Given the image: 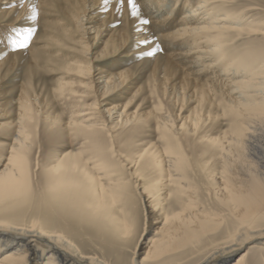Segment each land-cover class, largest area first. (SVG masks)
Segmentation results:
<instances>
[{
	"label": "bare ground",
	"instance_id": "obj_1",
	"mask_svg": "<svg viewBox=\"0 0 264 264\" xmlns=\"http://www.w3.org/2000/svg\"><path fill=\"white\" fill-rule=\"evenodd\" d=\"M47 1L0 0L6 8L0 9L6 19L0 21V55L24 36L18 29L28 15L48 11ZM77 1L64 15L84 35L100 34L112 15L124 19L122 32L112 33L106 42L117 56L136 55L125 52L131 43L145 50L162 45L152 57L153 74L160 79L156 87L159 95L173 100L179 114L175 119L165 114L156 95L153 117L161 144L132 145L134 154L126 157L112 146L111 153L105 151L98 141L104 124L71 122L91 135L89 143L78 154L62 153L54 166L33 174L27 136L44 106L22 87L11 109L19 132L9 155L0 153V264H105L83 246L113 249L138 228L140 206L135 198L131 201L133 190H126L122 172L128 163L136 169L138 183L143 180L140 198L149 229L160 237L152 238L143 251L135 250V264L138 258L141 264L163 262L171 254L179 263L189 247L204 239L213 241L202 250L213 249L202 260L189 258L190 264H244V257H231L250 243L264 247V0L255 7L199 0L180 9L179 21L177 1L170 10L167 0H134L135 7L130 0ZM166 24H175L170 34L164 33ZM47 29L51 33V21ZM48 37L52 43V33ZM90 39L82 45L91 46ZM239 40L243 44L236 45ZM149 42L154 45L146 46ZM75 62L66 70L92 80L94 85L82 84L87 91L98 95L124 90V71L99 69L92 74V64ZM3 63L0 59V69ZM3 81L0 77V88ZM95 104L86 115L93 116ZM0 105V118L11 114L7 103ZM125 110L126 105L106 109L111 125L105 128L129 123L133 116ZM115 157L125 161L117 165ZM140 238L138 234L136 249Z\"/></svg>",
	"mask_w": 264,
	"mask_h": 264
},
{
	"label": "rangeland",
	"instance_id": "obj_2",
	"mask_svg": "<svg viewBox=\"0 0 264 264\" xmlns=\"http://www.w3.org/2000/svg\"><path fill=\"white\" fill-rule=\"evenodd\" d=\"M90 1L95 2V0ZM167 1L168 10L175 7L176 1L179 2L178 9H174L175 14L177 11L176 20L178 21L182 17L179 12L183 6L187 4L198 5L199 3V0ZM228 1L233 2L232 4L240 2L246 6H251L252 4L256 5L257 2L259 4L262 0ZM47 2L50 3V7L46 6L45 10L50 11V14L47 11L42 15H28L18 29L19 33L24 34V36L19 35L21 40H17V44H12L6 54L0 55V59L4 60L3 67L0 69V77L4 80L3 86L0 88V98H2L0 99V103H7V112L11 111L10 115L0 118V122L4 123L0 127V153L5 152L7 156L9 155L7 152L9 145L12 143L14 135L19 132L20 124L17 120V114L12 113L11 109L15 100L18 99L22 87L27 89V91L30 90L31 95L36 94L42 101V106H44L43 116L41 118L39 116L36 117L34 121L36 125L32 129L29 128L31 134L27 136L29 137L28 143H31L33 147L31 155L33 174H39L42 170L54 166L56 159L62 153L70 152L78 154L84 144L89 143L87 137L91 139V135L88 136L87 133L78 128L79 126H72L71 122L77 125L87 120L92 122L97 121L104 124L105 127H110V118L104 111L116 105H126V114L133 116V118L125 126L119 127V129L115 128L111 130L107 129L108 127L97 128L100 132L98 141L102 144L105 151L108 150L107 152L111 153L110 148L112 146L114 150L119 151L122 156L126 157V154L129 156L132 153V145H135L133 146L135 149L136 146L140 145H144L143 148H148L152 143H154L153 145H157L158 142L161 144L159 131L155 126L153 117L155 109L158 107V96L156 95H159V87H156V83L160 79L157 78V74L155 76L153 74L152 61L157 46L160 52L162 45L160 46L157 43V46L145 50L140 47L137 48L138 44L131 43L129 45L130 48L125 52L134 51L138 53L129 58L119 57L116 51L113 50L114 47L109 46L106 42L112 33L119 34V32H122L124 28L123 18L112 15V17L106 20L100 34L94 33L87 36L73 28L71 23L68 22V18L64 15L65 10L71 11L75 7V4L78 2L77 0H49ZM255 5L252 6L255 7ZM0 9L6 8L0 6ZM101 9L102 7L97 10ZM224 9L226 8L224 7ZM17 15L19 16L20 14L17 13L15 16ZM3 16L0 15V21L2 22L6 20ZM50 21L52 43L48 41V36L51 33L48 32L47 26L50 24ZM95 24L98 25L100 22ZM169 24L163 27L164 33L170 34L169 32L173 31L175 24ZM89 39L91 40V46L84 47L82 44L89 42ZM135 40L133 38L132 42ZM173 40L170 39L168 42ZM240 44H243L242 40L236 43V45ZM21 45L24 46L22 47ZM151 45H154V42L146 44V46ZM165 50L169 53L167 49ZM101 53L103 54L101 55ZM75 61L84 62L85 66L92 64L94 68L92 74H97L99 69H104L105 71H124V78L126 79L124 90L111 93L101 92L98 95H95L92 89L87 91L86 86L82 84L87 85L90 83L94 85L92 80L89 78L83 79L77 74L67 72L66 70L68 65L75 66L77 64ZM159 100L162 101L164 113L175 119L179 114V109L177 110L173 100L171 98H164L162 94L159 95ZM92 104H95L93 116L86 115ZM190 105L194 106L193 103ZM0 107L2 106L0 105ZM142 115L144 117L140 118ZM146 142L150 143L147 144ZM159 143L158 145H160ZM186 149L189 152L190 149L187 146ZM125 157H123L124 159L115 157L120 160V162L117 160V165L121 163V160L125 161ZM127 165L122 172L126 181V190L129 191V194L133 190L130 195L131 201H135V198V202L140 206L139 215L136 217V220L138 219L139 221L138 228L137 226L134 227L135 229L131 232L128 239H125L126 242L121 241L123 240L121 239V242L113 249L102 250L98 244L97 246H93L92 244L83 246L84 249L91 252V256H93L92 254H96V257L105 264H120L118 262L135 264L137 258L135 250L143 251L144 248L148 247L152 238H160L156 235L155 230L149 229L146 208L140 198L143 180L141 183H138L139 175L134 173L136 169H130L131 164L129 163ZM122 172H120V175H122ZM142 172L139 174L141 175ZM134 193L135 195H133ZM226 219L232 221L228 216ZM138 234L143 239L140 238L141 242L138 245V249H136V244L134 245V243ZM212 241L213 239H209L208 241L204 239L200 244L189 247L187 251H190V253L181 258L184 260L179 259L181 260L179 263L177 262L178 260L176 262L173 260L175 255L171 254L165 257L163 262H145L144 264H173L174 262V264H190L191 260L189 258L195 259L196 256L195 260H202L213 249L210 247L209 249L207 248L208 251H203L202 247L208 246ZM102 251L109 257L106 258V255L101 254ZM240 256L245 258L244 264H264V247L253 243L247 244L245 248L243 247L240 250L239 254L233 255L231 259L233 260ZM137 261L141 264V259L138 258Z\"/></svg>",
	"mask_w": 264,
	"mask_h": 264
},
{
	"label": "snow or ice",
	"instance_id": "obj_3",
	"mask_svg": "<svg viewBox=\"0 0 264 264\" xmlns=\"http://www.w3.org/2000/svg\"><path fill=\"white\" fill-rule=\"evenodd\" d=\"M130 2H132L133 3V7H135V2H134V0H130ZM22 47L24 46V45H21Z\"/></svg>",
	"mask_w": 264,
	"mask_h": 264
}]
</instances>
